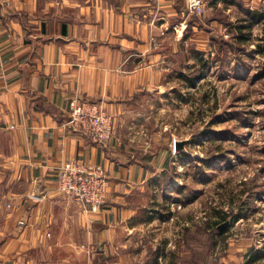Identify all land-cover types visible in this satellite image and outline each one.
I'll return each mask as SVG.
<instances>
[{"label": "crops", "instance_id": "crops-1", "mask_svg": "<svg viewBox=\"0 0 264 264\" xmlns=\"http://www.w3.org/2000/svg\"><path fill=\"white\" fill-rule=\"evenodd\" d=\"M206 3L209 28L188 0H0V264H163L145 227L172 152L133 126L145 123L138 111L173 71L186 72L185 29L221 26L219 46L234 50L239 26L264 23V0ZM75 97L114 116L113 138L96 142L66 126ZM70 159L105 170L99 211L57 190L56 167Z\"/></svg>", "mask_w": 264, "mask_h": 264}, {"label": "rangeland", "instance_id": "rangeland-1", "mask_svg": "<svg viewBox=\"0 0 264 264\" xmlns=\"http://www.w3.org/2000/svg\"><path fill=\"white\" fill-rule=\"evenodd\" d=\"M185 30L186 74L173 71L165 92L139 109L145 123L133 125L172 152L171 169L153 189L147 245L162 249L163 264H246L256 251L264 256V23L250 24L249 41L224 55L216 54L223 27L196 36ZM194 73L190 85L186 75Z\"/></svg>", "mask_w": 264, "mask_h": 264}, {"label": "built area", "instance_id": "built-area-1", "mask_svg": "<svg viewBox=\"0 0 264 264\" xmlns=\"http://www.w3.org/2000/svg\"><path fill=\"white\" fill-rule=\"evenodd\" d=\"M206 5V0H188V13L202 17ZM69 115L66 126L91 140L105 143L115 135L114 116L97 102L75 97L70 102ZM56 172V188L60 193L72 197L93 212L99 211L106 203L110 180L100 165L70 159L58 165ZM19 224L24 225V222Z\"/></svg>", "mask_w": 264, "mask_h": 264}, {"label": "trees", "instance_id": "trees-1", "mask_svg": "<svg viewBox=\"0 0 264 264\" xmlns=\"http://www.w3.org/2000/svg\"><path fill=\"white\" fill-rule=\"evenodd\" d=\"M256 15H257V17L259 16V17H262L263 16V14L262 13H255ZM260 14V15H259ZM246 28L247 27H242V26H239L238 27V32H237V34H236V37H235V40H236V43L240 46V48H241V46L242 45H244V43H247V41L249 40V34L246 32ZM230 46L232 47V48H234L235 49V45H233V44H230ZM220 47L221 48H224V45L221 43V45H220ZM239 48V47H238ZM186 79H187V81H188V83L190 84V85H194L195 84V82H196V79L199 77V74H197V73H194V74H191V75H186ZM226 216H227V214L226 213H223V214H221V219L222 220H224V219H226ZM237 219V217L235 218V220ZM264 256H262V255H260L259 253H257V251L255 252V253H253L252 255H251V257H250V259L247 261V263L246 264H253V263H255V262H257L258 260H260L261 258H263Z\"/></svg>", "mask_w": 264, "mask_h": 264}]
</instances>
